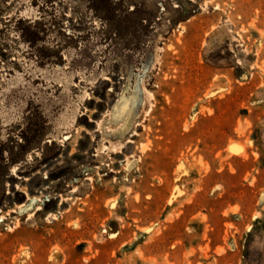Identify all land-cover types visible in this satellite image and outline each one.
Returning a JSON list of instances; mask_svg holds the SVG:
<instances>
[{
	"label": "rangeland",
	"instance_id": "374dc122",
	"mask_svg": "<svg viewBox=\"0 0 264 264\" xmlns=\"http://www.w3.org/2000/svg\"><path fill=\"white\" fill-rule=\"evenodd\" d=\"M0 264H264V0H0Z\"/></svg>",
	"mask_w": 264,
	"mask_h": 264
},
{
	"label": "bare ground",
	"instance_id": "6f19581e",
	"mask_svg": "<svg viewBox=\"0 0 264 264\" xmlns=\"http://www.w3.org/2000/svg\"><path fill=\"white\" fill-rule=\"evenodd\" d=\"M152 97V96H151ZM150 99V98H149ZM147 146V145H146ZM230 148V147H229Z\"/></svg>",
	"mask_w": 264,
	"mask_h": 264
}]
</instances>
